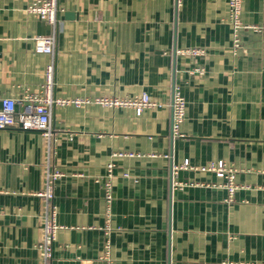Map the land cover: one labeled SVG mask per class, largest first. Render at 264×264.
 Returning <instances> with one entry per match:
<instances>
[{
  "label": "crops",
  "instance_id": "obj_1",
  "mask_svg": "<svg viewBox=\"0 0 264 264\" xmlns=\"http://www.w3.org/2000/svg\"><path fill=\"white\" fill-rule=\"evenodd\" d=\"M30 2L0 0V99L38 91L51 64L53 97L87 102L52 107L50 148L38 131L0 129V264H40L47 170L61 172L49 264L109 263L108 173L112 263L264 264V0H242L252 28L235 53L227 0H59L54 26ZM49 34L53 53L35 52ZM175 88L186 103L177 132ZM142 93L157 105L140 113L96 102ZM218 161L235 170L230 201L224 180L199 169Z\"/></svg>",
  "mask_w": 264,
  "mask_h": 264
},
{
  "label": "built area",
  "instance_id": "obj_2",
  "mask_svg": "<svg viewBox=\"0 0 264 264\" xmlns=\"http://www.w3.org/2000/svg\"><path fill=\"white\" fill-rule=\"evenodd\" d=\"M59 0H31L27 10L29 13L37 16L39 19L46 21L54 26L57 21V15L59 12L58 7ZM180 1V0H177ZM228 13H229V25L231 28L232 36V52L241 45V32L245 28H252L243 25L241 21V8L242 0H227ZM55 36L53 34L36 36L34 38V51L37 53L52 54L54 51ZM176 52L179 55L199 57L205 54L203 48H183L178 49ZM199 73L203 72L202 68H196ZM54 81H53V68L49 64L46 68L45 82L41 88L29 94H26L21 100H15L10 97L0 99V129L8 126H17L24 130L38 131L42 137L47 141V146L50 148L53 141V131L50 125V114L53 106L73 104L78 106L86 103L87 100L83 99H59L52 95ZM96 102L111 108L126 106L133 108L136 113L142 112L144 109L153 108L157 105L156 101L152 99L148 94L142 93L135 98H110L103 97L96 100ZM172 110V130L177 132L179 126L185 119L186 103L184 97L181 95L178 88L173 91L171 99ZM188 161L185 160L181 166L175 168H187ZM109 171L111 170V164L108 165ZM202 171H212L222 181V186L227 189L228 198L230 201L233 198L236 190L235 183V170L230 166H227L224 162H210L205 166L199 168ZM126 175V174H124ZM61 176V172L57 170H47L45 174V183L43 188L37 192V195L44 200L46 214L43 218L42 227V239L38 244L40 250V264H49L52 257L53 241L55 239V233L60 226L56 222V208L53 204L54 197V184L55 181ZM104 187V203H105V224L102 228L104 232L103 251L100 256L102 259L112 263L110 259L111 244H110V232H111V201H112V183L111 175L108 173L106 180L103 183Z\"/></svg>",
  "mask_w": 264,
  "mask_h": 264
}]
</instances>
